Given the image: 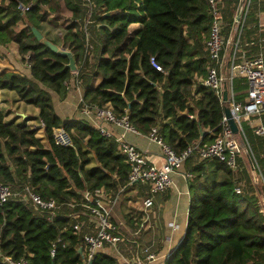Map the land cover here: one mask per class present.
Returning a JSON list of instances; mask_svg holds the SVG:
<instances>
[{
	"label": "trees",
	"instance_id": "1",
	"mask_svg": "<svg viewBox=\"0 0 264 264\" xmlns=\"http://www.w3.org/2000/svg\"><path fill=\"white\" fill-rule=\"evenodd\" d=\"M90 1L91 8L83 0H0V45L14 42L19 61L29 69V77L1 72L0 89L13 91L18 101L37 109L34 119L42 122L44 138L42 142L35 135L39 127L27 124L32 118L5 121L0 110V183L14 192L27 186L58 204L50 219L31 204L13 198L0 204V264H8L5 257L23 258L26 264H79L77 250L88 230L81 226L74 231L69 215L78 213L84 219L78 206L81 192L102 187L113 196L120 187L118 194L128 190V167L116 142L82 119H61L53 109L50 92L63 98L72 80L81 90L77 108L106 107L115 115L126 113L137 132L146 135L155 127L175 152L206 145L220 131L223 103L202 84L208 64L206 0ZM221 1L226 36L239 0ZM246 2L238 47L248 55L264 47L257 29L263 2ZM18 4L27 9L21 11ZM62 12L65 18L59 16ZM43 23L62 32L49 37L42 33ZM131 23L138 25L133 31L128 30ZM31 27L71 52L75 72L65 66L66 57L34 38ZM150 57L161 71L150 66ZM232 90L234 99L243 101L245 81L233 79ZM261 121L264 124V116ZM53 127L67 131L73 145L54 143ZM242 128L261 184H250L239 159L238 168L231 170L216 159H199L193 150L184 161L195 159L187 178L184 233L164 264H264V213L254 194L257 190L264 198V140L247 125ZM93 160L98 165H89ZM235 187L240 193L234 192ZM111 220L116 225L112 215ZM52 244L54 254L50 256ZM117 249L124 256H129L125 250H134L126 240ZM88 264L124 263L97 251Z\"/></svg>",
	"mask_w": 264,
	"mask_h": 264
},
{
	"label": "built area",
	"instance_id": "2",
	"mask_svg": "<svg viewBox=\"0 0 264 264\" xmlns=\"http://www.w3.org/2000/svg\"><path fill=\"white\" fill-rule=\"evenodd\" d=\"M83 1L87 7L91 8L92 3L90 0ZM221 2V0H206V12L209 16V21L205 39V51L208 57V64L202 84L212 89L220 100L222 92H225V100L221 102L223 106L228 107L230 115L236 124L237 131L235 133L231 132L227 119L222 114L220 131L210 143L203 146L187 147L180 152H175L158 136L156 128L151 127L146 137L158 146L162 157V164L155 166L143 156L135 145L123 139V132H136L128 122L126 113L115 115L106 107L82 106L81 108L82 112L91 113L94 116L96 121L92 126L101 136L112 138L116 142L117 152L123 157L128 167L126 185L140 184L146 187L145 196L141 200L143 211L150 209L152 195L164 192L171 186L170 173L179 169L186 158L192 154L193 150H195L199 159H216L219 162H223L229 169L236 170L239 159L237 137L241 135L244 138L241 122L246 123L254 135L264 140V124L261 121L262 116H264V47L256 53L248 55L238 49L239 33L247 2L242 6L243 15L239 22H235L233 36L228 40L223 38L222 29L224 23ZM17 8L21 11L27 9L21 4H18ZM89 15H87L85 23L89 21ZM226 44H229L230 51L224 59L222 53ZM149 64L155 70L161 71L160 66L152 57L149 58ZM24 65L28 66L26 62H24ZM235 78H241L246 83V94L243 101L234 99L232 81ZM30 126L39 127L42 130L43 124L38 120L36 124H30ZM114 129H120L121 133H115ZM51 135L56 144L62 146L73 145L69 133L62 127H53ZM183 176L188 178L190 174L184 173ZM121 190L122 187L113 196L102 187L96 188L92 192L87 189L81 192V200L78 206L81 207L80 214L84 219H80L78 213L69 215L74 220L71 224V228L74 231H78L81 226L88 230L82 239L79 264H88L97 251L105 247L117 249L118 244L124 241L123 236L118 232L111 220L113 207ZM234 192L240 193L239 187H235ZM12 198L31 204L34 209L45 212L47 219H50L58 208V204L54 199H43L27 186H24L18 192H14L9 185L0 183V204ZM257 205L262 207L259 201ZM70 206L72 207L73 205L70 204ZM49 254L50 256L54 254V244H52ZM153 258V255L149 254L146 260H153ZM5 261L8 264H26V260L23 258L12 261L9 257H5ZM120 261L124 264L146 263L138 259H122Z\"/></svg>",
	"mask_w": 264,
	"mask_h": 264
},
{
	"label": "crops",
	"instance_id": "3",
	"mask_svg": "<svg viewBox=\"0 0 264 264\" xmlns=\"http://www.w3.org/2000/svg\"><path fill=\"white\" fill-rule=\"evenodd\" d=\"M263 9L257 14V29L262 35L258 41H264V0ZM241 8L243 1L239 0ZM236 7V10H237ZM235 10V13H236ZM233 15V21L229 28L228 34L224 36V39H229L232 36L235 21ZM243 12L241 13V16ZM241 18V17H240ZM138 25L131 23L128 25V30L133 31ZM239 49V48H238ZM227 47L223 49L222 56L225 59L227 57ZM16 72L24 74L29 77L28 66L19 61V55L17 52V45L14 42H9L4 45H0V73L1 72ZM66 94L63 98H59L57 94L50 92L51 102L55 113L61 119H82L90 125L95 124V118L91 113L82 112L77 108L79 100H81V90L74 84L72 80L68 83ZM0 110L3 112V120H14L15 123L21 122L25 118H32L27 120V124L37 123V119H34L37 114V109L29 104L17 100L16 94L11 90L0 89ZM115 133H121L120 129H114ZM37 135L42 139V130L37 131ZM123 139L133 145H135L143 154V156L155 166L162 164V157L160 150L156 144L151 142L145 134L139 132H123ZM195 159L190 158L188 162H183L181 167L172 173L170 177L172 180L171 186L164 192L156 193L151 196L152 205L147 211H143L141 207V200L145 196L146 189L134 187V185L128 186L126 192L133 194L137 201V217L132 220L129 218V223L132 225L128 230L121 220H115L116 229L123 236L127 243L133 245V252L126 251L124 256L118 249H111L105 247L100 250L115 257L118 261L122 259H138L145 264H164L166 257L176 247L178 242L183 236L186 213L188 208L189 193L187 188V180L191 177L189 169H191L190 163ZM89 165H98L94 160ZM188 173L190 177L184 178L183 174ZM250 184L258 187V184L254 181L249 174ZM141 190V193L139 191ZM125 193V192H124ZM256 201L258 202L262 198L261 194L256 190L254 193ZM120 195V194H119ZM113 215V211H112ZM120 226L125 228V234L121 231ZM124 242V241H123ZM152 254L153 260H146V257Z\"/></svg>",
	"mask_w": 264,
	"mask_h": 264
},
{
	"label": "rangeland",
	"instance_id": "4",
	"mask_svg": "<svg viewBox=\"0 0 264 264\" xmlns=\"http://www.w3.org/2000/svg\"><path fill=\"white\" fill-rule=\"evenodd\" d=\"M243 3H245L246 0H242ZM52 15L47 16V19H49ZM59 16H62V18H65V13H59ZM60 20H57L55 22H59ZM42 27V33H46L47 36L49 37H58L59 34L62 32V30L60 28H56V27H51L50 25L43 23L41 25ZM233 36V33H232ZM227 47V51L229 52V44H226ZM31 125H34V123H30ZM29 124V125H30ZM241 125L244 126L246 125V123L241 122ZM35 135L38 137L37 133H35ZM238 139V144H239V160L241 161V164L244 165V167L246 168V170L248 171V173L252 176V178L254 179V181L257 184H261V178L258 175V172L256 171V169L254 168V162L252 161V157L251 154L249 152V149L246 145L245 139L239 135L237 137ZM44 140V138H43ZM138 184H134V187H138ZM22 189V188H21ZM14 191V190H13ZM137 201L136 198L133 196V194H129L127 192L125 193H121L118 196V199L116 201V204L113 207V219L114 220H121L123 222V224L126 226V228L128 230L131 229L132 225H130L129 223V218H131L132 220L134 219V217H137V211H136V207H137ZM260 204L262 207H258L259 210L261 209L260 212L264 213V198L262 196V198H260L259 200ZM263 204V205H262ZM120 229L122 232H124L125 234V228L123 226H120Z\"/></svg>",
	"mask_w": 264,
	"mask_h": 264
},
{
	"label": "water",
	"instance_id": "5",
	"mask_svg": "<svg viewBox=\"0 0 264 264\" xmlns=\"http://www.w3.org/2000/svg\"><path fill=\"white\" fill-rule=\"evenodd\" d=\"M241 5H242L241 3L238 5L236 13H235V16H234V21L237 22V23L239 22L240 17H241V13H242ZM30 30H31V33L34 36V38L41 45L45 46L46 48H48L51 52H53L56 55L66 57L67 58V63H66L65 66L68 67L71 72H75L76 68H75V64H74V61H73V57H72L71 52L68 49L63 48V47H61L59 45L51 43L50 41L45 39L42 36V34L37 29H35L34 27H31ZM224 100H225V92L223 91L222 95H221V101L223 102ZM223 115L227 119V123L229 125V128H230L231 132L235 133L237 131L236 124H235L234 120L232 119V117L230 115L228 107H226V106H223ZM202 134L203 133L200 131V136ZM77 253H80V248H78Z\"/></svg>",
	"mask_w": 264,
	"mask_h": 264
}]
</instances>
